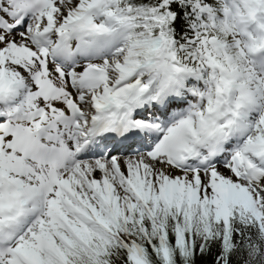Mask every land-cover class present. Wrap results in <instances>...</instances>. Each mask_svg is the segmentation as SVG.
<instances>
[{
    "label": "snow or ice",
    "instance_id": "1",
    "mask_svg": "<svg viewBox=\"0 0 264 264\" xmlns=\"http://www.w3.org/2000/svg\"><path fill=\"white\" fill-rule=\"evenodd\" d=\"M0 264H264V0H0Z\"/></svg>",
    "mask_w": 264,
    "mask_h": 264
}]
</instances>
